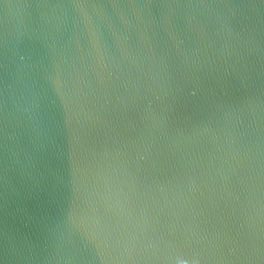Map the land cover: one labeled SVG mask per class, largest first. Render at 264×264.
Wrapping results in <instances>:
<instances>
[{"label":"water","instance_id":"obj_1","mask_svg":"<svg viewBox=\"0 0 264 264\" xmlns=\"http://www.w3.org/2000/svg\"><path fill=\"white\" fill-rule=\"evenodd\" d=\"M0 264H264V0H0Z\"/></svg>","mask_w":264,"mask_h":264}]
</instances>
